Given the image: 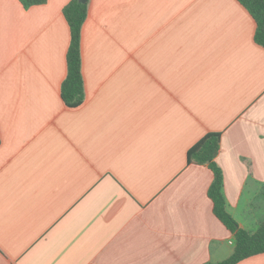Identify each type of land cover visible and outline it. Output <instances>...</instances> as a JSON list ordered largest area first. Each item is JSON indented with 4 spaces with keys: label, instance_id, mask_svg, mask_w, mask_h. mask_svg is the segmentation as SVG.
<instances>
[{
    "label": "crops",
    "instance_id": "1",
    "mask_svg": "<svg viewBox=\"0 0 264 264\" xmlns=\"http://www.w3.org/2000/svg\"><path fill=\"white\" fill-rule=\"evenodd\" d=\"M0 0V264H207L234 236L187 164L207 133L228 213L264 221V49L237 0H88L84 102L60 97L70 31ZM238 264H264V254Z\"/></svg>",
    "mask_w": 264,
    "mask_h": 264
},
{
    "label": "trees",
    "instance_id": "2",
    "mask_svg": "<svg viewBox=\"0 0 264 264\" xmlns=\"http://www.w3.org/2000/svg\"><path fill=\"white\" fill-rule=\"evenodd\" d=\"M47 0H18L24 9L41 5ZM255 23L254 43L264 49V0H237ZM88 0H71L63 8V16L70 31V43L66 53L67 73L60 88V97L68 108H77L84 102V84L81 72V30L87 17ZM220 133L205 134L186 154L187 164L206 166L212 172V182L207 196L212 202L214 216L234 236L233 253L225 260L207 264H238L252 256L264 254V221L250 233L241 229L228 213L224 196L223 174L215 159L220 151Z\"/></svg>",
    "mask_w": 264,
    "mask_h": 264
},
{
    "label": "water",
    "instance_id": "3",
    "mask_svg": "<svg viewBox=\"0 0 264 264\" xmlns=\"http://www.w3.org/2000/svg\"><path fill=\"white\" fill-rule=\"evenodd\" d=\"M81 2H86V0H80Z\"/></svg>",
    "mask_w": 264,
    "mask_h": 264
}]
</instances>
